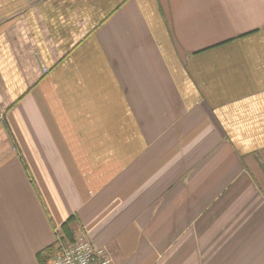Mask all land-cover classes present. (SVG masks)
Here are the masks:
<instances>
[{
	"label": "crops",
	"instance_id": "obj_1",
	"mask_svg": "<svg viewBox=\"0 0 264 264\" xmlns=\"http://www.w3.org/2000/svg\"><path fill=\"white\" fill-rule=\"evenodd\" d=\"M64 225L112 264H264V0H0V264Z\"/></svg>",
	"mask_w": 264,
	"mask_h": 264
},
{
	"label": "built area",
	"instance_id": "obj_2",
	"mask_svg": "<svg viewBox=\"0 0 264 264\" xmlns=\"http://www.w3.org/2000/svg\"><path fill=\"white\" fill-rule=\"evenodd\" d=\"M49 264H112L107 252L95 248L86 234L82 233L68 245H59Z\"/></svg>",
	"mask_w": 264,
	"mask_h": 264
},
{
	"label": "trees",
	"instance_id": "obj_3",
	"mask_svg": "<svg viewBox=\"0 0 264 264\" xmlns=\"http://www.w3.org/2000/svg\"><path fill=\"white\" fill-rule=\"evenodd\" d=\"M61 239L63 241H65L67 244H71L75 240L74 235L69 230L67 225H64L63 228H62V237H61ZM54 252L55 251H54L53 248H48V249L44 250L43 252H41L38 255V260H39L40 264H49L50 260H51V256H52V254Z\"/></svg>",
	"mask_w": 264,
	"mask_h": 264
}]
</instances>
